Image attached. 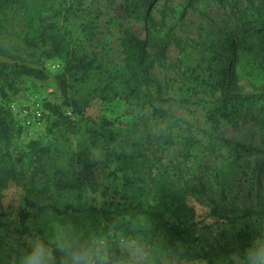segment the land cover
Here are the masks:
<instances>
[{
    "label": "rangeland",
    "instance_id": "rangeland-1",
    "mask_svg": "<svg viewBox=\"0 0 264 264\" xmlns=\"http://www.w3.org/2000/svg\"><path fill=\"white\" fill-rule=\"evenodd\" d=\"M259 2L193 0L186 6L182 0H161L153 6L150 12L153 25L162 33L170 32L179 44L170 42L165 57L156 59L149 71L148 85L138 99L126 102L121 96L111 103H101L88 98L86 116L97 122L110 121L117 137L116 141L99 138L88 146L104 149L103 162L82 158L78 136L63 123L54 125L62 116L76 118L70 108L63 106L57 79L63 65L56 57L48 56L49 46L34 49L25 45L23 2L0 8V64L18 63L41 72L38 78L17 79L15 91H10L0 80V105L9 110L21 133L10 141L0 140V214L10 225L0 229L3 264H7L13 242L23 246L28 236L48 231L57 221L70 219L91 225L82 215L58 216L53 212L29 210L27 230L19 232L18 214L24 207L26 191L38 192L44 199L62 204L77 201L95 207L112 201L127 204L139 199L140 194L154 204L160 197L155 181L158 175H163L173 189L184 193L195 220L201 225L196 241L171 249L175 264H210V261L230 264L229 260L236 264L237 250L247 246L257 229L264 228V216L222 221L211 216L210 208L227 210L231 217L249 208L264 211V128L261 126L264 124V59L259 64L241 60L236 83L224 88L215 86L209 67H214L216 62L212 58L219 32L230 33L239 41L257 32L243 21L252 19L251 4L257 6ZM25 3L34 9H57V16L51 21L66 34L70 44L94 53L97 70L115 74L123 58L118 23L124 21L125 0H25ZM238 16L242 21L234 20ZM131 27L136 36H144L141 22H131ZM149 55H153L152 49ZM86 81L88 84L76 82V96L90 95L91 79ZM35 102L43 105L46 115L43 121L25 126L19 109ZM247 108L256 122L243 124ZM210 111H215L217 130L211 126ZM168 116L177 119L171 126ZM188 131L197 146L187 141ZM30 141H36L48 152L40 165L31 161L27 146ZM248 147L256 151L246 150ZM123 148L145 154L148 162L140 169L142 181L134 179L136 186L122 191L125 174L132 175V169L127 168L123 176L115 156ZM4 171L14 176H4ZM101 176L103 183L99 181ZM136 187L144 189L138 192ZM101 188L102 200L95 195Z\"/></svg>",
    "mask_w": 264,
    "mask_h": 264
},
{
    "label": "trees",
    "instance_id": "trees-1",
    "mask_svg": "<svg viewBox=\"0 0 264 264\" xmlns=\"http://www.w3.org/2000/svg\"><path fill=\"white\" fill-rule=\"evenodd\" d=\"M161 0H125L124 21L118 23L119 46L123 54L120 67L115 74H105L97 70L96 55L92 52L82 51L78 47L71 45L64 32L59 31L57 24L51 21L57 16V9L52 7L32 8L25 3V0H0V8L8 5H18L22 3V22L25 27L24 43L29 48H39L49 46L48 56L56 57L63 65V71L57 76L58 84L63 97V106L71 109V119L62 116L54 121V125L65 124L72 133L78 136V149L82 158L87 157L89 145H94L101 138L104 141H116V133L111 129V122L103 119L99 122L96 119L86 116V109L90 106L88 98L97 99L101 103H111L121 96L126 102H131L140 97L142 89L148 85L149 71L156 62V59H163L170 44H179L178 40L170 32H161L153 25L150 12L153 6ZM169 1V0H162ZM186 6H190L193 0H182ZM250 11L253 13L252 19L243 21L244 25L253 27L256 33L248 35L243 40L233 39L230 33H218V43L213 52L214 67H209V74L216 87H227L235 84L237 80V65L245 60L247 63L259 64L264 59V0H260L259 5L251 4ZM235 21H242V17L234 18ZM131 22H141L144 25V36L142 38L132 31ZM149 49L153 50V55H149ZM211 56V55H210ZM210 58V61L212 60ZM201 60L209 61L201 57ZM209 65V64H208ZM207 65V66H208ZM103 74V77H97ZM22 76L38 78L41 72L35 68L18 64H0V80L10 91H15V82ZM90 82V95L85 98L76 96V82L84 84ZM45 110V109H44ZM169 126L172 125L174 117L168 116ZM209 119L213 130H217L218 124L215 111H210ZM249 121L256 122L257 119L249 108L243 124ZM82 124V125H81ZM174 124V123H173ZM176 124V123H175ZM93 127H91V126ZM264 128V124L261 125ZM18 124L14 121L8 109L0 105V140L10 141L20 136ZM192 145L197 143L188 131V140ZM211 142V138H209ZM31 161L40 165L41 161L48 155L46 149L41 147L36 141L27 144ZM248 151H256L252 147L245 148ZM117 161L121 164L120 170L123 176L127 168L132 169V175L125 174L122 191L132 189L136 186V181H142L140 169L145 167L148 157L137 151L121 149L116 155ZM16 161L21 162L20 157ZM4 176L11 174L4 171ZM163 175L155 178L156 187L159 189L160 197L151 204L143 195L133 202L121 204L119 202H109L95 207L87 203L62 204L59 201L44 199L38 192L26 191L23 196L24 207L20 210L19 232L25 233L29 210H36L41 213L53 212L58 216H68L70 214L82 215L89 219L93 226H101L114 218H120L126 223L125 228L135 227V234L144 239L159 238L165 248L173 249L178 244H187L197 240L198 228L201 226L194 216V211L185 201L184 193L173 189L168 185ZM143 187H136L141 192ZM125 203V201H124ZM210 214L215 219L225 221L233 218H252L264 216V211L247 209L237 217H231L229 211L220 210L216 206L210 208ZM208 228V225L202 226ZM10 228L7 221L2 219L0 214V229ZM230 264H233L229 260ZM211 264V261H210Z\"/></svg>",
    "mask_w": 264,
    "mask_h": 264
},
{
    "label": "clouds",
    "instance_id": "clouds-1",
    "mask_svg": "<svg viewBox=\"0 0 264 264\" xmlns=\"http://www.w3.org/2000/svg\"><path fill=\"white\" fill-rule=\"evenodd\" d=\"M87 157L90 162H103L105 151L90 146ZM99 181L103 183L102 176ZM101 192L102 188L95 195L102 200ZM125 223L120 218L101 226L57 221L48 231L28 236L23 246L13 242L7 264H175L172 250L159 238L144 239L135 234L134 226L125 228ZM236 264H264V228L237 250Z\"/></svg>",
    "mask_w": 264,
    "mask_h": 264
},
{
    "label": "built area",
    "instance_id": "built-area-1",
    "mask_svg": "<svg viewBox=\"0 0 264 264\" xmlns=\"http://www.w3.org/2000/svg\"><path fill=\"white\" fill-rule=\"evenodd\" d=\"M15 108L13 107L12 110ZM19 117L21 118L22 124L25 126H29L35 122H41L43 121L46 111L43 108V105H41L38 102L23 105L19 109Z\"/></svg>",
    "mask_w": 264,
    "mask_h": 264
}]
</instances>
